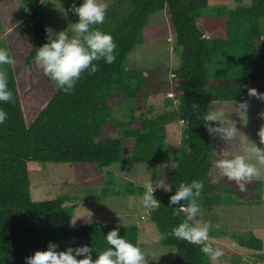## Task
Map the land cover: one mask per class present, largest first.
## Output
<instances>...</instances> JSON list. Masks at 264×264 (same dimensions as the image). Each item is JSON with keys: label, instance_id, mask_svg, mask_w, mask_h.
Masks as SVG:
<instances>
[{"label": "trees", "instance_id": "trees-1", "mask_svg": "<svg viewBox=\"0 0 264 264\" xmlns=\"http://www.w3.org/2000/svg\"><path fill=\"white\" fill-rule=\"evenodd\" d=\"M7 1L12 9L17 8L15 0H0V50L14 61L0 65L7 90L13 95L11 102L0 101V110L7 114L0 123V264H25V258L47 250L49 243L56 244L57 251L88 246L95 260L111 247L106 236L112 230L138 247L136 226L93 223L73 229L75 206H65L69 197L39 202L30 197L29 174L38 163L95 164L102 170L120 163L126 147L123 139L131 144V164L171 165L168 187L154 190L159 206L152 208L148 217L162 246L175 251L173 264H214L201 250L205 245L213 249L209 239L195 245L170 233L185 221V213L178 209L191 200L203 209L222 206L226 196L249 206L261 204L262 181L210 176L220 152L212 143L215 122L209 119L208 104L260 99L250 96L249 89L264 94V84H259L264 80V0H250L248 7L218 12L226 19L224 38L206 37L196 24L209 0H128L126 16L110 5L104 22L92 27L112 36L116 59L112 64L103 59L93 61L99 70L94 74L84 70L67 91V86L57 88L35 61L36 52L49 40L40 0H25L30 12L19 23L15 10L8 11L5 6ZM73 3L79 6L83 0H63L72 24L78 22L69 10ZM160 11H165L167 24L148 25L149 17ZM170 37L180 49V63L172 71L171 82L156 79L160 69L127 68V59L139 44ZM158 93H171L177 107L155 118L143 113L135 116L149 96ZM119 99L130 101L131 109L128 121L113 123ZM165 102L172 105L168 99ZM174 122H181L185 129L177 150L167 155L166 125ZM193 180L203 181L202 190L193 189L189 201L171 204L170 197L180 184L191 185ZM110 194L103 190L96 202ZM144 194L132 183L125 192H115L116 197ZM188 223L191 226V221ZM235 241L251 251H263V241L255 234Z\"/></svg>", "mask_w": 264, "mask_h": 264}, {"label": "rangeland", "instance_id": "rangeland-1", "mask_svg": "<svg viewBox=\"0 0 264 264\" xmlns=\"http://www.w3.org/2000/svg\"><path fill=\"white\" fill-rule=\"evenodd\" d=\"M10 2L7 1L5 6L11 5ZM15 2L16 10L9 6L8 11L15 10L19 23L28 17L30 10L25 0ZM97 3L106 5V8L110 5L116 6L121 16H126L130 12L128 0H97ZM249 5L250 0H242L241 3H236L235 0H209L208 6L201 10L196 24L206 37L224 38L226 19L219 17L218 12ZM40 6L45 15L44 26L52 30L50 34L48 33L49 36L55 38L62 31L68 32L70 38L74 36L71 31L72 21L63 0H40ZM166 24L165 11L156 12L148 19L150 26ZM2 34L0 41L3 38ZM179 54L180 49L176 47L171 37L139 44L128 57L127 68L160 69L161 72L156 79L169 83L172 80L173 69L180 63ZM54 84L59 88L55 82ZM259 84L263 85L264 80ZM166 99L170 100L171 106L166 104ZM241 104H246L247 107L241 108ZM177 105L178 102L172 98L171 93L166 95L158 93L156 96H149L144 109L137 111L135 116L143 113L148 118H155ZM130 109V101L119 99L111 121L113 123L128 121L126 115ZM208 111L209 119L215 122V127L211 130L212 143L220 152L210 170V176L225 178L217 163L238 156L244 157L245 162L254 165L259 172V176L251 180L262 181L261 204L249 206L244 202H237L232 196H226L222 206L199 208V212L191 220V226L203 227L204 223H210L208 235L216 236L214 239L209 238L213 250L223 253L219 258H212L214 264H264V247L262 252H255L239 246L235 241L252 233L259 237L264 245V163L255 152L257 148L264 149V99L210 102ZM184 129L181 122L166 125L164 144L167 155L179 147ZM122 142L126 147L120 163L102 170H98L95 164L38 163L29 174L31 200L39 202L69 197L71 201L65 203V206H75L71 218L73 229L93 223L136 226L138 248L144 254L146 264H173L175 251L162 246L160 234L148 217L152 208H145L142 205L145 194L118 197L115 195L116 191L125 192V187L131 183L135 188H142L144 193L145 184L149 181L154 190L167 188L171 165L131 164V144L124 139ZM103 190H109L111 194L101 202H96Z\"/></svg>", "mask_w": 264, "mask_h": 264}, {"label": "clouds", "instance_id": "clouds-1", "mask_svg": "<svg viewBox=\"0 0 264 264\" xmlns=\"http://www.w3.org/2000/svg\"><path fill=\"white\" fill-rule=\"evenodd\" d=\"M69 10L78 18V22L71 25L74 36L70 38L68 32L64 31L55 38L49 36L48 42L42 45L35 55L37 66L43 69L44 75L61 88L67 86L65 91L74 87L76 80L80 78L84 70L90 69L89 74H94L99 70L93 61L103 59L107 64H112L116 59L114 54L116 45L112 36L92 27L104 22L106 5L97 3V0H83L79 6L73 3ZM45 32L50 34L52 30L46 28ZM13 62L8 58L6 51L0 50V65ZM249 95L264 99V94H258L255 89H249ZM12 100L13 95L7 90L5 74L0 71V101L8 103ZM240 107L246 108L247 106L241 104ZM6 115L3 110H0V123L4 122ZM255 152L260 161L264 163V149L257 148ZM217 167L223 176L237 182L250 181L253 177L259 176L257 168L246 163L242 156L232 160H221L217 163ZM203 186V181L197 180H193L191 185L181 183L179 190L170 197V203L179 204L181 201H189L193 196V189L200 192ZM145 189L142 205L145 208L159 206L152 195L154 188L150 181L146 182ZM240 190L244 191L242 185H240ZM178 212L185 213L186 219L175 227L170 235L190 244L203 245L209 239L210 223H204L203 227L189 225L188 221L193 220L199 212L195 201L191 200L186 207L182 205ZM176 214L177 212H173V215ZM106 242L111 247L101 252L95 260L92 259V249L88 246L76 249L69 247L64 251H57V245L49 243L47 250L36 251L31 257L25 258V264H146L145 256L140 248L120 238L116 230L107 234ZM201 250L205 255L214 259L223 255L221 251H214L207 245ZM77 256L84 258L78 260Z\"/></svg>", "mask_w": 264, "mask_h": 264}, {"label": "water", "instance_id": "water-1", "mask_svg": "<svg viewBox=\"0 0 264 264\" xmlns=\"http://www.w3.org/2000/svg\"><path fill=\"white\" fill-rule=\"evenodd\" d=\"M207 246H210V245H207Z\"/></svg>", "mask_w": 264, "mask_h": 264}]
</instances>
